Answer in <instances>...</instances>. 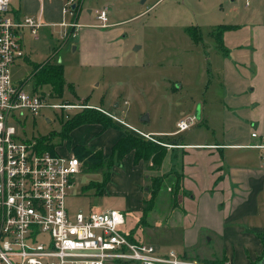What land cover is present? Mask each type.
Returning <instances> with one entry per match:
<instances>
[{"label": "rangeland", "instance_id": "rangeland-1", "mask_svg": "<svg viewBox=\"0 0 264 264\" xmlns=\"http://www.w3.org/2000/svg\"><path fill=\"white\" fill-rule=\"evenodd\" d=\"M245 1L248 2L247 6H244ZM74 5L77 24H89L96 28L97 33L86 36L83 43L81 38L70 37L76 33L72 29L66 31L68 38L62 41V31L65 29L60 26L50 28L51 37L48 33H39V39L30 42L31 50L26 51L28 61L20 60L11 67L12 81L22 83L24 89L30 92L31 80L27 77L30 64L45 61L47 54L57 49L56 58L62 64L66 83L63 94L60 98L52 97L48 87L36 88V92L49 94L53 102L79 99L82 101L75 104L82 106L87 102L115 109L112 104L118 103L115 110L118 116L111 110L106 111L113 117H123V121L143 131L175 132V123L179 118L194 116L198 120L200 107L205 100L210 102L215 96V108L222 101L223 85L213 70L220 68L221 47L215 42L216 35L211 33L216 31L218 22L233 17L232 20L238 22V28L242 31L264 26V0H74ZM102 8L106 9L107 17V25L103 29L94 18V11ZM69 19L67 15L63 16V21L68 22ZM191 30L199 32L198 40L192 38ZM119 42L124 45V51L122 55L111 56V61L115 59L114 63L102 67L84 64V61L97 58L98 52H107L109 46V52L114 54V46ZM82 109L77 107L62 111V114L52 109H42L39 115L33 118L27 116L17 125L19 134L37 139L58 133L65 121ZM142 116L145 119L142 120ZM108 118L116 123L113 118ZM100 129L95 123L81 124L70 131L68 141L56 136L53 138L57 142L54 151L62 155L78 158V147H94L95 152H100L103 165V174L83 172L82 166L81 172L76 175V185L65 200L67 211L72 215L78 210L118 209L124 216L122 231L131 230L132 236L135 234L134 237L153 246L157 253L180 254L179 240L171 233L146 228L140 234L142 219L150 225H162L171 223L170 219L177 216L170 212L177 175L167 172L163 154L159 165L155 166L152 162L147 165L141 162L134 164L124 157L120 161L113 158L112 163L108 158L111 145L101 144L100 141L109 143L107 141L112 137L106 130L118 128ZM119 129L125 131L121 127ZM199 130L194 128L190 132L175 133V141L179 143L180 137L185 135L191 140L209 137L203 126ZM134 134L163 148L170 145L172 138L159 136L147 139ZM109 172L102 192L95 193L99 182ZM154 178L160 179L156 203L142 217L141 210L146 205L143 201L148 200ZM140 205L141 210L138 208ZM165 217H168V221L164 220Z\"/></svg>", "mask_w": 264, "mask_h": 264}, {"label": "crops", "instance_id": "crops-1", "mask_svg": "<svg viewBox=\"0 0 264 264\" xmlns=\"http://www.w3.org/2000/svg\"><path fill=\"white\" fill-rule=\"evenodd\" d=\"M62 2L63 0H9V11L14 18L39 16L43 23L37 29L36 37L27 29L22 30L23 56L12 66L20 60L28 61L26 51L31 50L30 42L39 39V33H48L51 37L50 28L60 26L63 19ZM232 18L215 25L231 26L220 32L215 41L221 47L220 68L215 67L213 70L223 85L222 101L215 108V96L210 102L205 100L200 107L197 122L187 129L189 132L194 128L200 131L203 126L204 132L209 134L207 139L197 137L191 140L185 135L178 136L180 140L177 143L174 138L175 133H178L176 131H143L123 121V117H116L118 103L112 104L115 109H111L85 102L88 106L99 107L105 112L111 110L132 131L150 137H172L170 145L166 147L163 163L170 175L176 174L179 177V187L174 192L170 205V212L177 216L173 215L171 223L162 225H150L144 221L140 234L146 228H158L164 233H171L179 240L180 255L189 259L203 262V259L213 260L221 264H249L261 253L262 247L257 234L264 228V148L251 146L261 143L260 136H264V26L242 31L238 28V22ZM75 32L70 37L81 38L83 43L86 36L97 33V30L84 23L78 29L75 28ZM63 34L62 41H65L68 37ZM114 47V54L109 52V46L107 52H98L97 58L84 61V64L102 67L114 63L115 59L111 61V56L122 55L124 45L119 42ZM51 53V62L60 63L56 58L57 49L50 51L47 57ZM35 90L32 89L31 92ZM70 101L79 103L82 100ZM45 120L48 121V118ZM115 122L123 125L116 120ZM106 132L110 133L112 139L107 141L109 143L100 141L101 144L111 145L120 134L115 129ZM252 132L257 137H251ZM125 158H129L128 162L132 160L131 156L123 159ZM138 208L141 210V205ZM168 217L164 220L168 221ZM134 235V241L143 242Z\"/></svg>", "mask_w": 264, "mask_h": 264}, {"label": "built area", "instance_id": "built-area-1", "mask_svg": "<svg viewBox=\"0 0 264 264\" xmlns=\"http://www.w3.org/2000/svg\"><path fill=\"white\" fill-rule=\"evenodd\" d=\"M74 6V0L62 2L61 14L70 18L59 23L64 36L79 26ZM94 13L98 26H106V10ZM41 26L39 16L14 18L9 0H0V264H207L174 252L157 253L150 244L130 240L122 231L124 216L115 208L78 210L72 215L67 211L65 200L76 185L81 162L73 155L38 150L35 139L23 137L17 128L42 109L62 114L90 107L53 102L49 94L26 91L23 84L12 81L11 67L23 56L22 30L36 37ZM93 108L121 122L99 107ZM196 122L194 116L181 118L175 123L176 132ZM260 140L251 146L264 148V136Z\"/></svg>", "mask_w": 264, "mask_h": 264}, {"label": "trees", "instance_id": "trees-1", "mask_svg": "<svg viewBox=\"0 0 264 264\" xmlns=\"http://www.w3.org/2000/svg\"><path fill=\"white\" fill-rule=\"evenodd\" d=\"M74 9L76 10V5L74 6ZM228 28H230L229 25H217L215 29L217 32L213 31L211 33L216 35V37L218 38L219 33ZM189 33L190 35H192V38L195 41L199 39L198 31L192 32L191 30V32ZM52 54L53 53L48 55L45 61L41 63H31V70L27 77L31 80V88L33 90L41 87H48L52 97L60 98L63 94V89L66 86V83L63 78L62 65L60 63L51 62ZM67 87L70 88L69 85H67ZM102 115L103 114L100 113V111L94 109L93 107L83 108L82 110L75 112L71 118L67 119L58 133H51L47 136H41L35 139V146L40 151H48L50 153H54V147L57 146V142L53 141V138L55 136L60 140L68 141L69 133L73 128L81 124L95 123L100 126V130L111 127L118 128L116 130L120 131L119 136L112 142L111 146L109 147L108 158L111 162L113 161V158H116L118 161H120L126 155H130L134 164L141 162L147 165L149 162H152V165L154 166L159 165L160 161L162 160V154L164 157L166 152V148H163L164 146L138 138V136H134V131L126 127H122L117 123H112L108 117ZM119 127L124 129L125 131H121ZM95 151L96 150L94 149V147L91 146L78 147L76 149V155L78 156L77 159L81 162V166H83V172L103 174V165L100 159V152ZM162 151H164V153H162ZM108 167H110V164ZM109 175L110 172L105 173L103 180L99 182L95 193L98 192L97 194H100L102 192L103 185L108 180ZM159 181V178H154V180L152 181V189L149 192L148 200L147 202L143 201V203H145L146 205L142 207V217H144L148 213V211L154 204V199L159 191ZM176 181L175 192L179 187V177H177ZM144 221L145 220L142 219L140 223L143 224ZM128 237L130 240H134L131 230L128 232ZM257 237L262 247L261 253L254 260L250 261L249 264H258V262L264 255V228L257 234ZM205 262L207 264H212L208 261Z\"/></svg>", "mask_w": 264, "mask_h": 264}, {"label": "water", "instance_id": "water-1", "mask_svg": "<svg viewBox=\"0 0 264 264\" xmlns=\"http://www.w3.org/2000/svg\"><path fill=\"white\" fill-rule=\"evenodd\" d=\"M135 48H136V46H135ZM141 119L143 120V119H145V117L142 116ZM258 264H264V255L262 256V258L260 259V261L258 262Z\"/></svg>", "mask_w": 264, "mask_h": 264}]
</instances>
